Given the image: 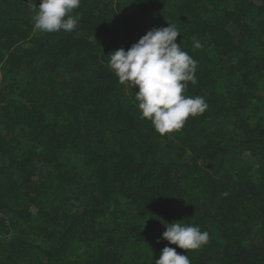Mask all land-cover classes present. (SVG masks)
Masks as SVG:
<instances>
[{"label": "trees", "instance_id": "trees-1", "mask_svg": "<svg viewBox=\"0 0 264 264\" xmlns=\"http://www.w3.org/2000/svg\"><path fill=\"white\" fill-rule=\"evenodd\" d=\"M27 2L0 0V264H155L181 220L191 264H264V0H81L56 33ZM168 24L208 108L161 136L108 55Z\"/></svg>", "mask_w": 264, "mask_h": 264}, {"label": "clouds", "instance_id": "clouds-1", "mask_svg": "<svg viewBox=\"0 0 264 264\" xmlns=\"http://www.w3.org/2000/svg\"><path fill=\"white\" fill-rule=\"evenodd\" d=\"M80 3L81 0H40L37 7L28 0L27 5L34 13L35 30L56 33L77 29L80 17L72 13ZM178 36L175 25L153 28L127 51L120 48L108 55V67L118 82L129 89L138 88L135 99L140 118L150 121L161 136L180 131L189 117L201 115L208 108L204 97L185 95L189 82L197 84L198 62L176 43ZM193 46L199 49L201 44L196 41ZM183 221L164 224L161 239L184 250V254L166 246L155 264H191L187 252L209 243L207 231Z\"/></svg>", "mask_w": 264, "mask_h": 264}]
</instances>
